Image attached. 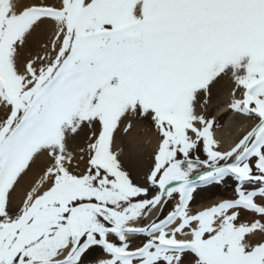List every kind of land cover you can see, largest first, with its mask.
I'll return each mask as SVG.
<instances>
[{
  "label": "snow or ice",
  "instance_id": "6c2138e0",
  "mask_svg": "<svg viewBox=\"0 0 264 264\" xmlns=\"http://www.w3.org/2000/svg\"><path fill=\"white\" fill-rule=\"evenodd\" d=\"M0 113V264H264V0H0Z\"/></svg>",
  "mask_w": 264,
  "mask_h": 264
},
{
  "label": "rangeland",
  "instance_id": "374dc122",
  "mask_svg": "<svg viewBox=\"0 0 264 264\" xmlns=\"http://www.w3.org/2000/svg\"><path fill=\"white\" fill-rule=\"evenodd\" d=\"M228 87L225 86L222 91H221V96H225L228 92ZM222 107V106H221ZM217 110H220V107H213L212 109H210V116L212 115H216L217 113ZM0 115H2V113H0ZM237 119V123H241L243 126L239 127L240 128V131H246V128L244 129L243 127L245 126V124L248 123V121L250 120H247L245 119L243 116H232L231 113H227L225 114L223 117H221L218 121L221 125V127L217 128L216 129V132H222V135H221V139L222 141L223 140H226L228 138V136L226 134L223 133V126L229 122V121H233V120H236ZM235 123V122H234ZM243 128V129H241ZM234 138V137H233ZM223 143V142H222ZM222 146H226V144H222ZM233 184L234 182L231 180V178H226V183L224 186H214V187H211L210 189H206L205 191L201 192L198 196H197V199L196 201L198 200H203V199H206V201H209V200H212L215 198L216 195H231L232 194V187H233ZM168 209L166 208L165 210V214H166V211ZM144 238L143 237H140V236H137L135 237L134 239H132L134 242H136L137 244H139Z\"/></svg>",
  "mask_w": 264,
  "mask_h": 264
},
{
  "label": "bare ground",
  "instance_id": "6f19581e",
  "mask_svg": "<svg viewBox=\"0 0 264 264\" xmlns=\"http://www.w3.org/2000/svg\"><path fill=\"white\" fill-rule=\"evenodd\" d=\"M228 92V91H227ZM228 98V93L223 96V99L226 101ZM225 114V112H222L221 110H217V113H216V117H217V120H219L221 117H223ZM235 122V123H234ZM237 119L236 120H233V121H229L227 122L224 126H223V133L226 134L228 136V138L226 140H223L221 139V135H222V132H216V136L218 139H220L224 144H226V146H223V148H228L230 147L244 132H246L252 125V121H248L247 124H245V126L243 127L244 129L246 128V131H240V128L241 126H243L241 123H237ZM241 128V129H243ZM134 135L137 137V140L138 141H142L143 139V134L140 133V132H136L134 133ZM234 137V138H233ZM222 143V144H223ZM208 201H206V199H203V200H198L196 201V204H194L193 206L195 207L196 205L200 204V203H207ZM135 237L137 236H134V237H130V239H134Z\"/></svg>",
  "mask_w": 264,
  "mask_h": 264
}]
</instances>
